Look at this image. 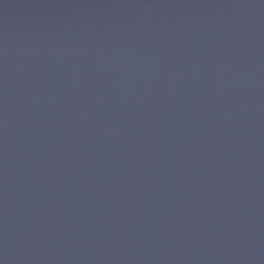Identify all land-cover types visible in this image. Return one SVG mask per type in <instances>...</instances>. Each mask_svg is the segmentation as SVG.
<instances>
[{
  "label": "water",
  "instance_id": "water-1",
  "mask_svg": "<svg viewBox=\"0 0 264 264\" xmlns=\"http://www.w3.org/2000/svg\"><path fill=\"white\" fill-rule=\"evenodd\" d=\"M0 264H264V0H0Z\"/></svg>",
  "mask_w": 264,
  "mask_h": 264
}]
</instances>
